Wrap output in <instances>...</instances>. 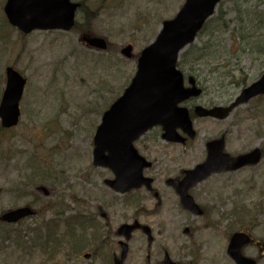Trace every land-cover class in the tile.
<instances>
[{"label": "rangeland", "instance_id": "1", "mask_svg": "<svg viewBox=\"0 0 264 264\" xmlns=\"http://www.w3.org/2000/svg\"><path fill=\"white\" fill-rule=\"evenodd\" d=\"M73 1H84L92 14L88 33L105 38L112 50L84 46L73 30L23 34L9 25L3 13L5 0H0V97L6 66L15 68L26 80L17 125L0 127V213L27 205L36 211L20 224H0V264H102V258L107 259L105 253L99 259L82 256L92 248L95 229L87 226L81 231L80 224L68 226L66 220L74 216L90 221L95 217L101 224L97 216L107 214L112 217L111 224L119 225L131 215L150 210L153 203H146L141 191L119 194L103 183L112 178V173L92 165V141L103 111L122 93L135 71V58H124L120 48L130 44L133 53L140 51L153 41L161 22L173 18L185 0ZM237 9L240 33L248 36L255 47L264 46V0H223L206 30L191 47L181 51L191 49L195 54L202 48L205 54L192 63L194 54L190 53L183 68H179L185 76L195 69L203 91L192 102H186L188 108L194 104H227L264 73V54L240 50V41L237 43L232 33V28H238L233 22L209 37L215 27L232 21ZM82 19L77 13L76 20ZM193 127L196 136L186 145L163 141L157 127L134 144L141 155L157 161L156 184L163 191L162 179L201 163L206 155L205 144L213 138L223 136L224 151L231 156L254 147L264 152V95L237 106L222 120L195 117ZM200 188L207 192L205 205L211 210L208 228L200 233L209 243L208 249L221 256L224 250L219 249L226 246L222 232L240 228H248L259 247L264 248V155L258 164L213 175ZM47 200L54 202V207L38 213ZM141 202L147 205L140 206ZM148 219L158 225L155 231L165 236H157L160 243L168 241L166 246L175 249L170 250L173 255L188 245L181 232L190 221L176 205L162 206ZM46 220L58 223L56 237L63 244L54 256L50 255L52 250H41L35 241L37 236L31 232ZM197 225L202 224L197 221ZM70 231L78 239V250L69 244L66 234ZM96 234L101 239L107 236L102 230ZM242 252L254 258L256 264H264V250ZM224 263L234 264L229 257ZM130 264L140 261L133 259Z\"/></svg>", "mask_w": 264, "mask_h": 264}, {"label": "water", "instance_id": "2", "mask_svg": "<svg viewBox=\"0 0 264 264\" xmlns=\"http://www.w3.org/2000/svg\"><path fill=\"white\" fill-rule=\"evenodd\" d=\"M219 1L185 0L172 19L164 20L154 40L139 52L135 72L129 84L103 112L93 136L92 163L111 170L113 178L105 179L104 183L113 191L125 193L142 185L151 187L152 179L143 174V170L149 168L151 162L138 153L133 143L154 126L161 128V138L167 142L184 143L185 137H195L188 108L181 103L197 97L201 89L197 87L192 76L187 77L188 86L184 85L183 74L176 67V63L181 50L194 41ZM78 6V3L70 0H6L3 12L8 22L23 33L35 29L68 31L74 26ZM80 40L91 48H107L103 37L81 35ZM120 54L131 58L132 46H123ZM4 73L0 124L4 128H10L17 124L18 104L26 80L11 66H7ZM262 94L264 74L245 87L227 106L206 108L196 105L193 114L197 117L224 119L237 105ZM206 148L205 160L193 169L186 170L183 179L167 180L180 194L181 204L186 209L194 206L192 199L186 194L190 185L205 179L212 172L233 171L245 165L256 164L261 157L259 148L229 156L223 152V137L208 141ZM41 189L47 194L45 188ZM33 213L30 207L21 206L2 212L0 220L15 223ZM136 225L123 224L119 233L128 234ZM248 242L246 233L236 232L231 235L227 253L236 264H255L253 259L243 256L239 250ZM122 245L120 259L115 260L114 264H123L126 244Z\"/></svg>", "mask_w": 264, "mask_h": 264}, {"label": "flooded vegetation", "instance_id": "3", "mask_svg": "<svg viewBox=\"0 0 264 264\" xmlns=\"http://www.w3.org/2000/svg\"><path fill=\"white\" fill-rule=\"evenodd\" d=\"M192 100L193 99H190L188 100V102L190 103L192 102ZM194 105H192L191 107H194ZM213 106L215 105H207L206 107ZM205 118L213 119L210 117ZM187 143L188 140L183 145H186ZM262 152L263 151L261 150V153ZM147 159L151 162V165L149 168L144 169L143 173L145 176L152 179L151 187L147 188L143 185L142 187L131 190L129 191L130 193L128 192L126 194L141 191L142 194L145 195L144 201L146 203L153 201L150 210L145 209L144 213L142 214L131 215L128 219L119 223V225L111 224V220L109 219L112 217L107 214H100L99 216H97V218H100L102 220L101 224H99L95 217H91L90 221H88L87 218V220L83 218V220H81L79 223L81 231H84L87 226L89 228L91 226L92 229H95L92 234V248L91 250L86 251L82 254L83 258L89 259L92 256L93 258L96 257L97 259H99V256H101L102 253H105V258L107 259L102 258V264H114L115 260L120 259L121 251L123 249L122 244L125 243L126 255L123 259V264H130L131 260L133 259L136 261H140V264H164L165 261L167 262V264H225L224 262L227 261V257H229L227 254V244L229 242L231 233L222 232V235H224L226 246L219 249L224 250L221 251V256L220 253H218L216 250L213 251L211 249H208L209 243L200 233L202 230H204V228H208V223H210L209 216L211 210H209L205 205V203L207 202V200L205 199V195L207 192L204 190L201 191L202 189L200 187L203 185V183L211 179L213 175L226 171L211 173L205 179L197 181L190 185L186 190V194L190 196L194 203V206L192 207V209H186L181 204L180 194L173 185L167 182V180L169 178L178 180L183 179L185 176V171L187 169H181L175 175L164 177L162 179V183L165 190L163 191L156 184L159 181L158 171H156V168L158 167V165L156 164L157 161L150 160L149 158ZM154 164H156V166L153 168ZM144 204V202H141L140 206H143ZM173 204L179 207L184 213H186V215L188 216V221H190L189 223L185 224L181 232L187 237L188 245L180 248L179 252H176L174 255L170 250L175 249H171L170 247L166 246V244H169L168 241L161 244L160 239L157 238V236L163 238L165 237L162 236L163 234L161 231H155V229L158 228V225L148 219L150 216H154L162 206H169ZM143 217H145L146 220H144ZM197 221H199L202 225H197ZM123 224L137 225L134 229H131L128 234L127 232L119 233V229ZM100 229L103 231L104 235L107 234V236H104L103 239H101L98 234H96L101 232ZM235 231L246 232L250 237V242L245 246H242L239 250H264V248L261 249V247H259L257 238L253 236L252 232H250L248 228H240ZM167 233L169 236H171L169 231ZM73 250H78V248L75 247L73 248ZM222 253H224L225 256ZM133 254L138 255L136 256V258H133ZM229 259L231 260V258Z\"/></svg>", "mask_w": 264, "mask_h": 264}, {"label": "trees", "instance_id": "4", "mask_svg": "<svg viewBox=\"0 0 264 264\" xmlns=\"http://www.w3.org/2000/svg\"><path fill=\"white\" fill-rule=\"evenodd\" d=\"M79 3H80V6L78 8L77 13H79L83 19H82V21H78V20L75 21L73 31L78 33V34L79 33H87V32H90L91 31L90 29L92 28V26H91L92 25L91 24V22H92L91 15L92 14H90V11L86 7V5H84V1H79ZM220 4H219V6H220ZM238 12H239V10L237 9L235 18L232 21H227L226 23L224 22L223 18L221 17V14H219L218 15V17H220L219 19L222 22H224L225 24H223L220 27H215L209 33V37H213L214 32H220V31L226 30L229 27V22H233L238 27L237 29L232 28V33L234 35V38L237 39L236 42L238 43L240 41L239 42L240 43L239 44L240 50L246 51V50L252 49L253 51L264 54V46L258 44V46L255 47V45L247 39L248 36H245L242 33H240V30L242 27L240 24V20L237 19ZM210 22H211V18L204 24V26L202 27L199 34L203 33L206 30V28ZM209 40H210V38H209ZM191 46H192V44L189 45L187 48H189ZM112 49H113V46H111L108 42V46H107L106 50L110 51ZM115 49L117 51V48H115ZM190 53L194 54L191 49H188L186 52H183L179 55V60L177 62V66L179 68H183V64L185 63V57L187 58V56L190 55ZM204 56H205L204 50H202V48H199L197 50V52L191 56L190 60L193 63L195 61H199L200 59H203ZM196 72L197 71L195 69H191L190 74L194 75L195 78L199 79ZM73 200H75V199H73ZM54 204H55L54 202L47 200L42 206H40L38 213H42L48 209H52L54 207ZM75 218L76 217L73 216L71 219H69V220L67 219L66 221H67V223H74ZM21 222H22V220L18 221L17 223L20 224ZM0 224H6V223H3L0 221ZM57 226H58V223L56 221L47 222V220H46V221H42L41 224H39L36 228L31 229V232L37 236L35 241L40 243V246L42 248L41 250L44 253H47V250H52L50 253L51 256H54V251L57 250L62 243L61 238L56 237V227Z\"/></svg>", "mask_w": 264, "mask_h": 264}]
</instances>
